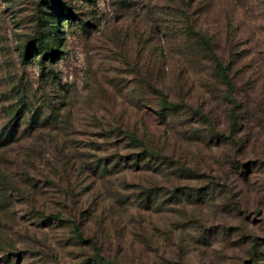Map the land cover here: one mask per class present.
Returning <instances> with one entry per match:
<instances>
[{"label": "rangeland", "instance_id": "1", "mask_svg": "<svg viewBox=\"0 0 264 264\" xmlns=\"http://www.w3.org/2000/svg\"><path fill=\"white\" fill-rule=\"evenodd\" d=\"M0 264H264V0H0Z\"/></svg>", "mask_w": 264, "mask_h": 264}, {"label": "trees", "instance_id": "2", "mask_svg": "<svg viewBox=\"0 0 264 264\" xmlns=\"http://www.w3.org/2000/svg\"><path fill=\"white\" fill-rule=\"evenodd\" d=\"M60 19L62 18H57L54 25L52 26V32H53V37L56 39H59L60 36L58 34L59 31H61L60 27L62 26L60 24ZM55 19H53L54 21ZM58 44V43H57ZM26 48H24V52L22 54V57L28 58L30 54L32 53V50L30 49L31 46V41H28V43L25 45ZM35 54H40V59L42 60L44 57L50 55L51 57H58L57 52L59 51L58 48L52 46L50 43H48L44 37L39 36L38 37V49L35 50ZM206 58L211 60L214 63V68L215 71L217 72V75L221 78L222 81L227 83V85L230 84V78H229V67L226 64H223L221 57L216 54L214 51L210 50V52L207 53ZM152 89L155 90V93L160 96L158 98V102L155 101L159 113L162 116H168L171 112L173 111H178L180 109H183L184 107H187L188 104L183 102V100L175 99L171 97L169 90L163 86L159 85L157 83L152 84ZM127 136L131 139L132 142H134L136 145L140 144L141 145V140L135 135L134 132H129L127 133ZM57 218V217H55ZM59 219V217H58Z\"/></svg>", "mask_w": 264, "mask_h": 264}]
</instances>
